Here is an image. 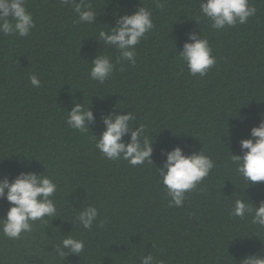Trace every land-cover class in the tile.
I'll return each instance as SVG.
<instances>
[{
    "label": "trees",
    "instance_id": "1",
    "mask_svg": "<svg viewBox=\"0 0 264 264\" xmlns=\"http://www.w3.org/2000/svg\"><path fill=\"white\" fill-rule=\"evenodd\" d=\"M249 2L255 16L215 30L200 0H85L97 13L94 24L77 23L73 6L59 0H26L35 22L30 34H0V179L21 171L49 176L57 214L18 239L0 232V264H140L147 254L154 264H242L264 254V228L250 214H229L243 193L254 207L264 201V183L247 187L231 163V154L242 155L239 141L264 118V0ZM139 6L151 11L154 27L136 46L135 65L118 62L119 52L95 38L115 24L114 15ZM198 31L216 58L203 77L191 76L177 55ZM98 54L115 65L103 84L88 75ZM75 102L93 112L88 133L65 122ZM113 110L131 112L133 127L144 126L153 164L107 160L95 148L92 136ZM176 146L215 163L179 208L168 206L155 169L165 159L161 150ZM88 205L98 217L84 229L75 217ZM8 207L0 198V218ZM68 235L84 241L78 256L56 253Z\"/></svg>",
    "mask_w": 264,
    "mask_h": 264
},
{
    "label": "clouds",
    "instance_id": "2",
    "mask_svg": "<svg viewBox=\"0 0 264 264\" xmlns=\"http://www.w3.org/2000/svg\"><path fill=\"white\" fill-rule=\"evenodd\" d=\"M62 5H72L78 16L77 23H96L97 13L91 4L85 0H59ZM157 7L163 5L157 2ZM199 12L208 21L210 27L220 30L225 27H234L244 24L250 17L256 15L257 9L249 0H200ZM115 24L99 30L95 40L114 48L119 52V60L127 61L131 65L136 63L135 48L145 35L154 27L152 13L147 8L139 6L131 14L116 16ZM35 27L32 14L27 11L26 0H0V34L3 36L17 35L26 37ZM178 58L186 66L191 76L203 77L208 70L216 64L212 55V48L206 38H202L200 31L191 32L182 49L177 51ZM115 65L110 58L103 54L95 55L90 61L89 78L103 84L110 78ZM33 87H39L40 79L36 75L29 77ZM135 117L131 112L120 114L114 110L102 117L103 131L99 137L93 135L95 148L104 158L111 161L125 160L135 167L145 162L153 164V142L144 135L143 125L133 127ZM69 128L88 133L89 125L95 123L90 105L85 107L82 103H72L67 110L65 120ZM128 141H124V137ZM242 155L231 154V163L235 170L246 181L247 187L257 182L264 183V118L258 126L250 129V138L239 141ZM165 157L160 167H155L157 183L163 186L168 197L169 207H182L186 194L197 188L211 170L215 167L214 161L200 150L185 154L179 147L170 151L161 150ZM57 185L49 176L34 172H19L9 180L7 176L0 179V198L6 200L9 207L0 218V232L12 239H18L22 232L33 231V223L40 221L46 224V217L52 218L57 214L53 196ZM231 216L244 218L251 215V222L264 228V201L254 207L244 198V193L235 199L230 209ZM98 209L88 205L83 207L75 217L76 222L84 229H90L97 222ZM67 254L79 255L84 250V241L70 235L65 236L56 246L59 256ZM140 264H154L151 254L140 257ZM156 264H163L162 261ZM242 264H264V254L261 256L249 255L242 260Z\"/></svg>",
    "mask_w": 264,
    "mask_h": 264
}]
</instances>
